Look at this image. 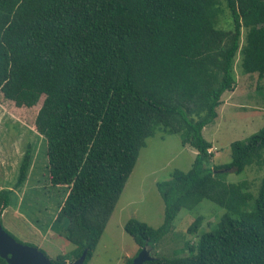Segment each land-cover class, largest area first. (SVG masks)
Here are the masks:
<instances>
[{
	"label": "trees",
	"instance_id": "obj_1",
	"mask_svg": "<svg viewBox=\"0 0 264 264\" xmlns=\"http://www.w3.org/2000/svg\"><path fill=\"white\" fill-rule=\"evenodd\" d=\"M222 3L228 29L218 26ZM238 51L243 72L263 78L264 0H0V93L19 108L42 99L34 126L45 139L46 182L63 194L52 225L73 245L71 261L84 250V264L92 257L140 149L161 133L179 134L196 154L188 171L156 183L161 226L124 224L138 251L155 249L179 211L204 199L226 212L196 244L186 243L187 256L150 253L143 264H264V175L254 196L246 180L217 173L263 167L264 126L230 145L225 166H210L213 145L202 135L235 87ZM32 157L29 147L14 187L0 189V216ZM50 260L67 263L62 254Z\"/></svg>",
	"mask_w": 264,
	"mask_h": 264
},
{
	"label": "rangeland",
	"instance_id": "obj_2",
	"mask_svg": "<svg viewBox=\"0 0 264 264\" xmlns=\"http://www.w3.org/2000/svg\"><path fill=\"white\" fill-rule=\"evenodd\" d=\"M222 9L218 26L228 29L230 20L224 3ZM244 33L242 29L240 46L244 42ZM240 62L238 51L233 62L235 87L232 91L224 92L222 104L217 109L218 116L202 130L204 139L217 150L213 153L210 166L228 165L231 162L230 145L246 140L264 126V77L259 79L256 73H244ZM41 103L42 99L31 108H19L5 100L0 93V189L14 187L27 148H31L33 156L27 179L13 190L11 204L3 211L0 220L3 229L18 242L43 250L52 260L62 254L70 263L73 245L59 237L52 223L63 194L46 182L45 139L34 126ZM195 154L191 147L181 145L179 134L156 133L148 137L98 245L85 264H126L128 259L134 258L139 247L124 232V224L130 218H136L153 228L161 226L164 202L156 183L169 180L174 170L188 171ZM217 173L225 182L246 180L250 191L256 196L264 166L258 168L249 165L239 173L223 168ZM225 212L224 208L206 199L191 210H180L171 230L150 253L167 258L187 256L186 243L196 244L199 236L212 230ZM197 218L200 219L198 229L195 234H190L188 228ZM48 225L49 229L46 228Z\"/></svg>",
	"mask_w": 264,
	"mask_h": 264
},
{
	"label": "water",
	"instance_id": "obj_3",
	"mask_svg": "<svg viewBox=\"0 0 264 264\" xmlns=\"http://www.w3.org/2000/svg\"><path fill=\"white\" fill-rule=\"evenodd\" d=\"M151 250L143 246L130 264H143L154 259L150 254ZM87 250L74 261L66 264H84ZM0 258L7 264H53L51 260L38 248L25 245L16 241L7 233L0 224Z\"/></svg>",
	"mask_w": 264,
	"mask_h": 264
},
{
	"label": "built area",
	"instance_id": "obj_4",
	"mask_svg": "<svg viewBox=\"0 0 264 264\" xmlns=\"http://www.w3.org/2000/svg\"><path fill=\"white\" fill-rule=\"evenodd\" d=\"M216 148H214V147H212V148H210L209 150H208V152H211V153H216Z\"/></svg>",
	"mask_w": 264,
	"mask_h": 264
}]
</instances>
